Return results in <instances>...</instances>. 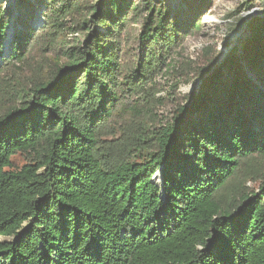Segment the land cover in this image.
Returning <instances> with one entry per match:
<instances>
[{"label":"trees","instance_id":"obj_1","mask_svg":"<svg viewBox=\"0 0 264 264\" xmlns=\"http://www.w3.org/2000/svg\"><path fill=\"white\" fill-rule=\"evenodd\" d=\"M181 1L185 18L167 0H18L8 57L12 13L0 4V77L39 50L56 65L0 115V264H264V174L249 179H260L257 193L231 194L247 163L264 171V21L220 66L205 50L200 89L153 149L140 133L148 111L124 100L143 93L215 0ZM37 9L45 24L35 30ZM129 112L122 154L104 160L100 130ZM20 154L30 162L17 170Z\"/></svg>","mask_w":264,"mask_h":264},{"label":"rangeland","instance_id":"obj_2","mask_svg":"<svg viewBox=\"0 0 264 264\" xmlns=\"http://www.w3.org/2000/svg\"><path fill=\"white\" fill-rule=\"evenodd\" d=\"M139 1V0H135ZM168 6L180 17L185 18L186 7L181 0H167ZM4 5V10L11 12L6 37L3 40V50L5 57L11 54L15 33L19 30L16 22L18 15V0H0ZM201 13L198 17L201 27L197 33L186 36L181 47L176 48L171 53L170 58L161 68V72L143 90L133 96L124 98L127 102H135L143 111H148L141 121L145 131H140L142 137H147L148 148L153 149L156 131L161 128H168L172 124L175 113L179 107L188 105L187 97L195 95L200 89V80L196 78V71L201 67V56L207 51L220 53V58H228L233 49H240L242 44L249 39H256V35L251 31V26L257 20L264 21V0H215L209 11V15ZM35 30L43 28L45 21L40 10L33 14V20L29 22ZM70 27L71 23L66 22ZM133 34L130 43L133 50L137 51L135 37L139 35L140 24L133 25ZM64 37L72 41L69 32H65ZM79 39L80 37H75ZM72 47V46H69ZM47 53L39 50L29 57L20 68L8 70L0 77V115L7 110L20 105L22 91L34 87L46 81L55 70L56 65L46 57ZM224 59V60H225ZM224 62V61H223ZM222 62V63H223ZM221 63V64H222ZM220 64V65H221ZM217 65V64H216ZM219 65V66H220ZM189 106V105H188ZM128 113L122 118L108 123L99 132L100 155L104 160L116 159L122 153L124 136L121 135L119 124L127 129L131 121L136 120ZM129 123V124H128ZM138 160V158H136ZM13 168L20 169L24 164L30 162V158L20 154L14 156ZM245 179L241 181L243 187L237 186V190L232 189L233 197H238L242 189L245 193L258 192V180L250 181L252 177H259L264 171L254 162L247 163L242 169ZM161 173L158 171L153 178V182L161 183ZM248 180V181H247ZM11 241V239H1Z\"/></svg>","mask_w":264,"mask_h":264},{"label":"water","instance_id":"obj_3","mask_svg":"<svg viewBox=\"0 0 264 264\" xmlns=\"http://www.w3.org/2000/svg\"><path fill=\"white\" fill-rule=\"evenodd\" d=\"M224 59L225 58H221V59H219L218 60V62H217V66H219L223 61H224ZM202 82L200 81V84H201ZM160 173H161V171H159ZM161 175V174H160ZM161 178V177H160Z\"/></svg>","mask_w":264,"mask_h":264}]
</instances>
